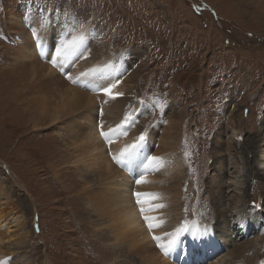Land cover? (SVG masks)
Masks as SVG:
<instances>
[{
  "label": "rangeland",
  "instance_id": "374dc122",
  "mask_svg": "<svg viewBox=\"0 0 264 264\" xmlns=\"http://www.w3.org/2000/svg\"><path fill=\"white\" fill-rule=\"evenodd\" d=\"M261 2L264 0H0V215L1 225L7 228L0 259L5 264H79L77 245L89 264L90 252L102 249L73 217L76 201L72 202V195L79 201L83 197L77 169L62 164V172L70 170L61 183L54 179L50 167L63 162L72 150L66 147L71 136L65 128L66 119L58 123L60 130H53L47 118L25 108L26 101H15L13 72L8 75L5 71L10 65L6 59L10 49L17 42L38 39L40 33L54 43L61 39L69 43L76 36V50L72 49L76 62L84 53L89 61L99 63L112 56L118 64V79L131 82L133 100L123 106L125 128L120 136L126 145L125 157L132 153L126 159L131 169L114 163L108 156L109 146L103 147L106 154H101L99 144L95 149L98 156H108L123 173L141 171L143 163L134 161L135 157H155L163 126L172 120L170 113L177 112L187 130L178 151L193 184L189 191L184 190L186 179L177 175L181 196L198 197V215L208 217L205 227L208 237L215 235L221 244L219 255L224 254L232 264H264V172L255 167L260 143L252 144L264 134ZM34 66L38 70L41 63ZM44 82L36 88L41 94H51L52 87H58V92L61 89L56 83ZM32 117L38 126H33ZM142 134L145 138L139 141ZM137 144L138 148L130 147ZM153 173L155 168L146 177ZM92 176L97 174L89 173ZM160 177L158 181L163 180ZM157 180L156 184L140 185L139 198H135L137 184L123 195L135 200L133 206L138 205V199L151 198L153 193L146 195V189L153 186L158 190L154 197H168L171 179L160 180L162 184ZM233 180L241 183L238 191L229 189ZM64 185L75 190H63ZM219 200L228 215L219 211ZM237 211L245 227L226 226L227 232L233 233L231 245H226L221 222L228 220V225L237 218ZM10 212L20 217L21 224L5 217ZM214 244L216 247L212 240L209 246ZM178 264L186 263L178 260Z\"/></svg>",
  "mask_w": 264,
  "mask_h": 264
},
{
  "label": "bare ground",
  "instance_id": "6f19581e",
  "mask_svg": "<svg viewBox=\"0 0 264 264\" xmlns=\"http://www.w3.org/2000/svg\"><path fill=\"white\" fill-rule=\"evenodd\" d=\"M261 3L264 4V2ZM38 37L33 41L27 39V43L23 39L25 41L17 42L9 53L6 51L10 55L6 58L10 61V65L5 71L8 75L13 72L12 85L15 101L18 103L26 101L25 108L33 111L42 119L47 118L50 123L49 126L53 130H60L58 123L65 119L67 121L65 128L71 136L66 147L71 146L70 149L72 150L63 162L51 163L50 167L55 174L54 179L61 183L64 182L63 174L70 170L62 172V164L77 169L80 180V189H78L82 190L80 195L83 197H79L81 199L79 201L77 195H72V202L76 201L74 203L76 206H73L75 209L73 217L76 220L79 219L78 224L83 232V227H86L96 241L102 244V249L98 247L90 252L89 264H178V260H182L186 264H201L206 260H211L209 264H232L224 254L219 255L217 252L221 249V244L214 233V238L208 237L211 236L208 228L205 227L208 217L198 215L200 212L196 208L198 197H182L181 192L183 191H181L180 185L176 183L178 182L177 175H181L186 179L184 190L189 191L193 185L190 177L186 174V169L183 168V159L180 156V151H178L179 142L182 141V138L185 140L187 131L183 129L178 113H170L172 120L163 126L157 146L153 143L155 144L154 156L157 159L139 155L135 157L134 161L143 163L142 170L139 171L138 168L135 169L132 166L135 169L133 173H123L124 170L120 171V169L115 168L112 165L113 162H109L107 157H112L115 164H121L116 161L122 159L121 153L124 152L126 146L120 137L125 128V115L122 111L125 103L132 99L133 87L131 82L118 79V64L114 63L112 56L104 58V63H99L94 62V59L89 61L84 53L77 56L76 62V55L72 50H76V36L69 43L64 39L54 43L47 34L43 35V33H40ZM36 62L41 63L38 70L34 66ZM64 79L70 82H66ZM43 81H45L44 84L56 83V85H60V91L58 92V87L57 89L52 87L50 88L51 94H41V91L36 88L41 87ZM106 88L111 89V94H105L104 89ZM39 89H43V87ZM27 93H32V95L26 97ZM21 98L23 100H20ZM107 114L110 116H106ZM33 117L31 118L34 122L33 126H38ZM62 130L65 129L62 128ZM101 132L105 135H101ZM167 139L168 141L162 144ZM258 141L255 140L252 143L255 146L260 143L257 145L259 154L256 159L257 162H254L256 169L264 172V134ZM99 144L101 147L97 151L101 154H106L103 147L109 146L108 151L110 153L107 157L98 156L95 149L99 147ZM63 153L66 152L63 151ZM126 163L127 160L122 163V167L127 166ZM181 166L182 169H180ZM127 168L131 169L130 166ZM154 168L155 173L146 177L147 172ZM220 168L221 171H224L222 167ZM91 172L93 175L94 173L97 174L95 177L92 176L93 181L91 176L89 177ZM162 175L171 179L170 184L167 183V185L169 184L168 197H154L158 190L156 186H153L146 189V193H153V196L151 195L152 197L148 199L141 198V203L133 206L135 200L123 195V192L126 193L130 186L135 187L136 184L135 192H140L141 186H149L151 183H155L157 178ZM160 178H163L164 183L165 180H168L164 177ZM127 179L131 182H126ZM138 180L141 182L137 183ZM159 181L157 180L158 184L161 182ZM172 183H174L173 190L170 191ZM222 184H219L218 187ZM229 184L231 186L229 189L235 191H238L241 185L235 180ZM65 188L64 185L63 190ZM67 189H69L68 191L70 189L75 190L71 185H68ZM192 194L195 195L194 192ZM240 196L243 197L244 194ZM149 202L155 203L156 206H150ZM217 203L219 204V211L221 210L228 215L226 207L223 205L224 202L219 200ZM141 208L144 209L143 213H141ZM238 212L234 213L237 218L228 225L227 219V221L222 220L223 222H221L223 225L221 238L222 241L225 240L226 245H231L233 238V233L227 232L226 226L237 224L238 226L242 225L241 228L245 227L243 225L245 222ZM6 216L12 220H18L16 225L21 224L20 217L15 216L13 212L6 214ZM2 217L0 215V256L3 255L2 240L7 231L5 224L1 225ZM145 217L149 218L148 222L145 221ZM216 222L218 220L214 221V224ZM149 223L153 224L151 229L148 226ZM253 227L255 226L253 225ZM106 229L108 230L107 234ZM76 233H79V227ZM228 236H230V240ZM153 237L158 239H153ZM212 240L216 242V247L215 244L212 247L209 246ZM172 241L175 243L170 244ZM188 243L190 245L187 247ZM205 246L209 247L206 248ZM81 253L77 245L76 262L88 264L83 260ZM230 254L227 257H231ZM73 259L75 260V258ZM0 264H5L4 260L0 259ZM28 264L33 263L28 262Z\"/></svg>",
  "mask_w": 264,
  "mask_h": 264
},
{
  "label": "snow or ice",
  "instance_id": "6c2138e0",
  "mask_svg": "<svg viewBox=\"0 0 264 264\" xmlns=\"http://www.w3.org/2000/svg\"><path fill=\"white\" fill-rule=\"evenodd\" d=\"M35 35H36V32H35V30H33V36L35 37ZM104 92H105V94L106 95H108V94H111V89H104ZM101 135H105V133H103V132H101ZM144 135L142 134L140 137H139V141H143L144 140ZM130 147H132V148H136V147H138V144L137 145H132V146H130ZM125 151H127V150H125ZM131 155H132V153H128V156L127 157H125V153L124 152H122L121 153V157H122V159H118L116 162L117 163H124L125 162V160L126 159H130L131 158ZM152 159H156L155 157H153ZM141 181H137V183H140ZM137 197H139L141 194L140 193H136L135 194ZM146 195H151V194H146ZM137 203L139 204V203H141V201L138 199L137 200ZM144 212V209L143 208H141V213H143ZM148 220H149V218L148 217H145V221L146 222H148ZM148 226H149V228L151 229L152 227H153V224H151V223H149L148 224ZM153 239H158L157 237H153ZM175 243V241H172V242H170V244H174Z\"/></svg>",
  "mask_w": 264,
  "mask_h": 264
}]
</instances>
